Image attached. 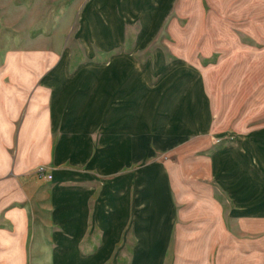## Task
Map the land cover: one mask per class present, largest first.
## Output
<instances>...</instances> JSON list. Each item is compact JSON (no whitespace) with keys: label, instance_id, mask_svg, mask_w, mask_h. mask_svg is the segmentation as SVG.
Segmentation results:
<instances>
[{"label":"crops","instance_id":"0c3cea01","mask_svg":"<svg viewBox=\"0 0 264 264\" xmlns=\"http://www.w3.org/2000/svg\"><path fill=\"white\" fill-rule=\"evenodd\" d=\"M177 1L84 0L81 43L116 48L133 27L135 54L152 45ZM158 46L146 59L83 62L73 72L69 58H61L33 91L35 79L24 71L0 76V258L20 263L32 235L59 245L55 252L45 244L44 256L82 257L78 243L92 229L104 234L92 257H103L130 229L138 263L152 264L168 236L173 198L158 164H138L195 135L236 133L234 142L210 153V178L237 209L253 215L259 209L264 216V122L245 128L235 120V130L222 128V115L231 111L222 100L212 110L202 74L182 56L168 59ZM38 165L50 170L49 185H41ZM192 200L186 195L183 203L196 205L205 225L218 202L212 196L200 199L206 203ZM195 214L192 207L184 220Z\"/></svg>","mask_w":264,"mask_h":264},{"label":"rangeland","instance_id":"374dc122","mask_svg":"<svg viewBox=\"0 0 264 264\" xmlns=\"http://www.w3.org/2000/svg\"><path fill=\"white\" fill-rule=\"evenodd\" d=\"M83 2L0 0V76L24 71L35 79L31 86L33 91L38 80L61 58H69L68 68L73 72L83 62L103 64L114 57L146 59L153 56L154 48L160 44L165 57L186 58L190 68L206 79L212 110L219 108L222 100L225 112L231 111L222 115L225 116L222 128L235 130L232 128L235 120H240L245 128L248 124H263L264 0H178L152 45L135 54L133 27L128 28L122 46L111 49L94 45L83 47L78 25ZM215 115L217 117L218 113L214 114V119ZM220 117L221 114L217 118ZM236 136L230 131L220 135H195L168 150L166 147L154 156L153 162L146 159L138 164L140 167L158 164L168 175L173 198L168 236L159 242L157 247H162V254L154 258L152 264H264L262 211L255 210V215L240 211L226 195L216 190L210 178V153L223 144L234 142ZM40 166L46 167L38 165L34 169L36 173ZM46 170L51 173L48 167ZM118 175L120 172L115 176ZM46 181L49 180L41 179V185H49ZM186 195L196 203L206 196L218 202L213 209L215 214L211 216L210 211L205 225L199 221L204 220L201 215L196 218V205H184ZM192 207L196 208L194 219L184 220ZM35 213L43 219L42 211L35 210ZM37 221L38 218L34 219ZM47 229H50L49 224ZM125 233L121 241L113 244L108 255L95 258L92 255L102 247L104 234L95 235L93 229L86 240L78 243L82 257L75 258H51L49 253L44 256L42 247L46 244L49 250L54 243H41L38 235H32L27 256L20 263L18 259L0 258V264H93L94 259L97 264H139L131 230ZM54 246L56 252L59 245Z\"/></svg>","mask_w":264,"mask_h":264},{"label":"built area","instance_id":"2783aa9c","mask_svg":"<svg viewBox=\"0 0 264 264\" xmlns=\"http://www.w3.org/2000/svg\"><path fill=\"white\" fill-rule=\"evenodd\" d=\"M37 173L40 177H43L47 180H50L52 175L47 173L46 167L40 166L38 167Z\"/></svg>","mask_w":264,"mask_h":264}]
</instances>
